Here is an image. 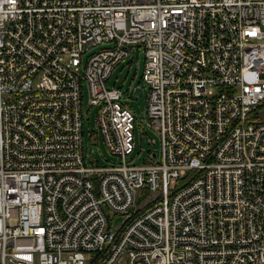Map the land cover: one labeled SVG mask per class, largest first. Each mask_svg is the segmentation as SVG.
I'll return each mask as SVG.
<instances>
[{"label":"built area","instance_id":"1","mask_svg":"<svg viewBox=\"0 0 264 264\" xmlns=\"http://www.w3.org/2000/svg\"><path fill=\"white\" fill-rule=\"evenodd\" d=\"M135 44L139 164L106 84ZM0 264H264V0H0Z\"/></svg>","mask_w":264,"mask_h":264},{"label":"rangeland","instance_id":"2","mask_svg":"<svg viewBox=\"0 0 264 264\" xmlns=\"http://www.w3.org/2000/svg\"><path fill=\"white\" fill-rule=\"evenodd\" d=\"M127 53L120 60L114 63L107 76L106 84H113L120 88V100L131 110L130 131L134 142L130 151L125 154V158L130 162L139 164L140 162L152 161L158 156L159 134L145 117L144 97L146 85L140 77L143 65V48L135 44L127 48ZM140 85L141 93L137 94L133 87ZM81 142L82 151L85 156H92L93 164H109L110 161H117L118 157L106 150L102 137L94 127L95 108L88 103L85 82L81 85ZM154 152V154H151ZM88 159L85 158V162ZM119 216L112 217L111 227L118 225Z\"/></svg>","mask_w":264,"mask_h":264},{"label":"water","instance_id":"3","mask_svg":"<svg viewBox=\"0 0 264 264\" xmlns=\"http://www.w3.org/2000/svg\"><path fill=\"white\" fill-rule=\"evenodd\" d=\"M133 89H134V91H135L137 94L141 93V88H140V86H139L138 84H137L136 86H134Z\"/></svg>","mask_w":264,"mask_h":264}]
</instances>
